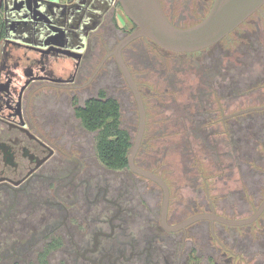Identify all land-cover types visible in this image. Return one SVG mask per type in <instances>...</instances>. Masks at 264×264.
Wrapping results in <instances>:
<instances>
[{
	"label": "flooded vegetation",
	"instance_id": "flooded-vegetation-1",
	"mask_svg": "<svg viewBox=\"0 0 264 264\" xmlns=\"http://www.w3.org/2000/svg\"><path fill=\"white\" fill-rule=\"evenodd\" d=\"M161 2L174 22L172 17L186 7L204 9L214 0ZM0 18V264H243L238 259L243 247L239 252L223 243L215 227L220 222L202 219L174 228L203 212L174 220L172 183L142 164L139 152L136 165L161 176L170 189L165 222L164 190L158 182L129 164L111 169L94 161L91 134L99 130L85 127L78 110L102 93L112 96V86L119 87L121 97L122 77L137 104L115 53L120 41L137 28L126 18L120 0H0ZM141 40L152 41L139 37L126 44L121 55L144 100L147 127V105L158 93L159 75L166 74L163 81L169 80L173 96L177 85L187 89L189 81L179 77L171 56L202 50L175 52L156 43L173 53L166 60ZM182 63L178 70L186 73L187 63ZM205 73L237 90L236 75L229 79ZM209 101L207 92L204 102ZM222 104L214 110H207L206 104L193 133L195 139L204 138L207 125L218 123L223 114L217 133H224L225 152L231 146L238 156L234 128L240 114H224ZM232 162H218L221 170L235 167L230 177L238 172V186L229 192H251L253 160L241 159V170L238 157ZM204 212L217 213L214 203Z\"/></svg>",
	"mask_w": 264,
	"mask_h": 264
},
{
	"label": "rangeland",
	"instance_id": "rangeland-1",
	"mask_svg": "<svg viewBox=\"0 0 264 264\" xmlns=\"http://www.w3.org/2000/svg\"><path fill=\"white\" fill-rule=\"evenodd\" d=\"M210 8V5L199 10L197 6L186 7L180 15L172 18L180 26H190L202 20ZM125 16L128 17L126 14ZM141 42L151 51L167 58L166 60L173 55L167 50L160 49L153 41ZM218 56L220 59L224 58L215 71L211 67L220 60ZM171 57L175 59L174 65L180 73L179 77L189 81L187 89L182 90V84L177 85L173 96L172 86L167 83L169 80L163 81L166 74L158 76L161 80L158 84V93L155 98L150 97L151 101L147 105V127L137 156L142 164L156 170L170 184L172 183L171 216L174 220L188 217L193 212H204L210 202L214 203L217 213L225 217L233 219L248 217L264 199V110H252L239 115L238 124L234 128L238 156L231 146L228 153L225 152L224 133H217L222 126L223 114H220L218 123L207 125L206 136L202 139H195L197 134L193 133V125L199 120L198 114L202 113L206 104L207 110H214L223 103V107L226 106L224 113L226 115L264 105V6L261 11L248 18L235 33H231L226 40L210 49L191 55L180 54ZM176 59H180L181 62L178 63ZM182 61L187 63L184 65L186 73L178 70L183 67ZM139 67L145 69L147 65L145 67V64H140ZM159 68L162 69L163 65H159ZM206 70L212 74L218 72L229 79L236 75L237 90L231 91L225 83L220 84L218 76L207 74ZM138 77L143 80L140 74ZM122 80L120 87L122 96H117L116 91L119 87L112 86L110 93L121 104L120 124L130 133L134 143L139 129V113L135 99L125 86L123 77ZM211 82L213 87L209 86ZM207 92L210 101L205 104ZM249 121L253 124L252 127L247 126ZM230 122L228 120V125L231 126ZM256 132L260 133L257 139L254 138ZM97 134L96 132L91 134V151L94 161L103 164L97 155ZM240 156L244 160L248 157L253 160L255 175L251 192L233 194L229 190L238 186L235 180L238 172L235 171L234 176L230 177V169L235 167L221 170L219 163L227 161L230 164L238 157V168L241 170L244 165ZM198 168L202 170L201 174ZM175 211L177 213H174ZM215 227L217 231L222 232L223 243L227 246L239 252L242 250L241 246L243 247L244 250L239 253L242 255L238 258L243 264H264V213L251 224L235 226L220 222L216 223ZM206 241L213 240L208 238Z\"/></svg>",
	"mask_w": 264,
	"mask_h": 264
},
{
	"label": "water",
	"instance_id": "water-1",
	"mask_svg": "<svg viewBox=\"0 0 264 264\" xmlns=\"http://www.w3.org/2000/svg\"><path fill=\"white\" fill-rule=\"evenodd\" d=\"M125 14L137 25L136 30L127 34L118 44L115 53L118 62L130 84L136 98L140 122L139 129L128 157L129 167L139 174L158 182L164 190L163 221L170 201V189L166 181L158 174L136 165L135 156L141 146L146 127V108L144 100L134 81L128 66L121 55V49L129 42L147 37L159 46L175 52H196L208 48L237 29L254 13L262 9L264 0H214L209 13L199 22L190 26H179L168 17L161 0H120ZM263 106H254L237 111L243 114L252 110L263 109ZM264 213V199L257 209L248 217L233 219L216 212H203L191 216L174 228L190 224L197 220L208 219L228 225L243 226L254 223Z\"/></svg>",
	"mask_w": 264,
	"mask_h": 264
},
{
	"label": "trees",
	"instance_id": "trees-1",
	"mask_svg": "<svg viewBox=\"0 0 264 264\" xmlns=\"http://www.w3.org/2000/svg\"><path fill=\"white\" fill-rule=\"evenodd\" d=\"M2 28L3 22L0 18V32ZM101 96L100 99L89 100L85 107L78 110L77 115L85 127L93 131L99 130L97 155L102 163L111 169H122L128 166V157L133 146L132 138L130 133L121 127L120 104L117 99L104 93ZM259 134L254 133V138L257 139ZM243 174L247 175V172Z\"/></svg>",
	"mask_w": 264,
	"mask_h": 264
}]
</instances>
